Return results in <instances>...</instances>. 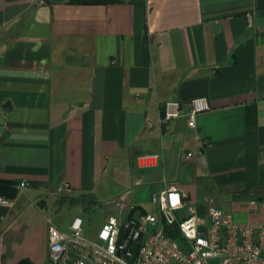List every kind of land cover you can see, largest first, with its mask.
<instances>
[{
	"label": "crops",
	"instance_id": "0c3cea01",
	"mask_svg": "<svg viewBox=\"0 0 264 264\" xmlns=\"http://www.w3.org/2000/svg\"><path fill=\"white\" fill-rule=\"evenodd\" d=\"M198 96L210 108L194 128L183 116L159 122L164 101ZM151 152L160 158L140 167ZM127 176L144 178L149 196L174 185L200 211L213 198L254 219L264 0H0V196L14 202L0 205V264H49L50 207L80 210L82 196Z\"/></svg>",
	"mask_w": 264,
	"mask_h": 264
},
{
	"label": "built area",
	"instance_id": "2783aa9c",
	"mask_svg": "<svg viewBox=\"0 0 264 264\" xmlns=\"http://www.w3.org/2000/svg\"><path fill=\"white\" fill-rule=\"evenodd\" d=\"M251 24V19H249ZM210 108L205 96L182 102H163L159 122L185 117L188 127L196 126V115ZM150 124V123H149ZM201 151L199 150L198 153ZM192 156V152H186ZM159 153L137 157L140 167L153 165ZM142 181L135 179L134 184ZM21 181L19 187H25ZM72 188L62 181L58 194ZM117 214H109L96 239L83 234L82 218L76 215L67 231L47 224V261L49 264H264V190L251 193L246 200L253 220L237 221L231 212L219 207L213 198L204 211L190 195L174 185L152 191L148 209L132 212L125 196L115 201ZM11 198L0 196V205L10 208ZM176 231L177 235L171 233Z\"/></svg>",
	"mask_w": 264,
	"mask_h": 264
},
{
	"label": "rangeland",
	"instance_id": "374dc122",
	"mask_svg": "<svg viewBox=\"0 0 264 264\" xmlns=\"http://www.w3.org/2000/svg\"><path fill=\"white\" fill-rule=\"evenodd\" d=\"M137 176H127L126 184L123 185L121 182L112 181L109 179L105 184V187L101 192H97L96 198L84 195L80 198L82 204L81 209L78 210L75 206L70 203V200L65 201L62 206L50 207L49 218L53 224L60 227L62 230H67L69 218L74 212H78L82 218V229L83 234L92 240L96 239V234L101 227L103 221L110 214L111 204L115 201L121 193L125 191L126 201L128 204L139 203L144 209L150 207L148 189L144 178L142 183L139 185L134 184V179ZM167 179H172L173 176H160ZM68 195V194H61ZM114 213H116L114 211Z\"/></svg>",
	"mask_w": 264,
	"mask_h": 264
},
{
	"label": "trees",
	"instance_id": "16d2710c",
	"mask_svg": "<svg viewBox=\"0 0 264 264\" xmlns=\"http://www.w3.org/2000/svg\"><path fill=\"white\" fill-rule=\"evenodd\" d=\"M171 231V233H173L174 235H177V232L174 230V231H172V230H170Z\"/></svg>",
	"mask_w": 264,
	"mask_h": 264
}]
</instances>
